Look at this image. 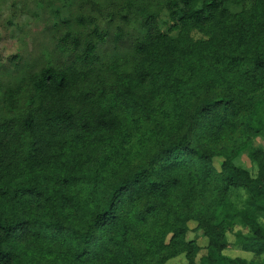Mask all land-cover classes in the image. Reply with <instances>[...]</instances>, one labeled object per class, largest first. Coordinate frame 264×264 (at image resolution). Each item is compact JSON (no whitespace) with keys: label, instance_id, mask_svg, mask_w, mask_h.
Here are the masks:
<instances>
[{"label":"trees","instance_id":"obj_1","mask_svg":"<svg viewBox=\"0 0 264 264\" xmlns=\"http://www.w3.org/2000/svg\"><path fill=\"white\" fill-rule=\"evenodd\" d=\"M139 11L127 53L106 59L95 25L0 90V264H247L222 254L236 221L264 255V151L255 176L233 163L264 133V0Z\"/></svg>","mask_w":264,"mask_h":264},{"label":"rangeland","instance_id":"obj_2","mask_svg":"<svg viewBox=\"0 0 264 264\" xmlns=\"http://www.w3.org/2000/svg\"><path fill=\"white\" fill-rule=\"evenodd\" d=\"M166 0H0V90L16 81L27 72H37L47 66L61 67L68 59V53L59 49L60 41L66 35L78 40L95 43L90 34L94 26L107 35L103 55L110 59L118 52L127 53L133 43L140 7L157 5ZM131 22L129 26L127 23ZM122 31V43L117 48L112 42L118 31ZM71 40L67 42L69 46ZM112 60V59H111ZM107 60V61H111ZM19 67V68H16ZM255 149L264 151V133L244 145L233 159V163L247 170L252 176L257 173L250 154ZM219 160L214 161L218 169ZM246 194L240 190H230V200L237 208L244 205ZM264 222V220H261ZM187 239H195L202 248L207 245L201 231L194 230L195 223L188 224ZM236 233L247 234L238 221L227 233L228 247L222 254L228 258H240L247 264H264V255L256 256L241 250ZM165 264H185L180 255Z\"/></svg>","mask_w":264,"mask_h":264}]
</instances>
